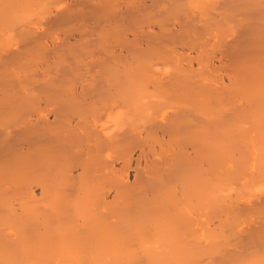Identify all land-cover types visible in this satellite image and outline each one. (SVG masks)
I'll return each instance as SVG.
<instances>
[{
  "label": "rangeland",
  "instance_id": "374dc122",
  "mask_svg": "<svg viewBox=\"0 0 264 264\" xmlns=\"http://www.w3.org/2000/svg\"><path fill=\"white\" fill-rule=\"evenodd\" d=\"M110 1H112V0H110ZM116 1L120 2V3H117ZM116 1H115L116 3H114V2L112 4L110 3L112 5V8L114 7V5L116 6L115 8H113L115 13L112 11V13L114 15L111 13L113 18L110 16L111 19L109 18V20H107V19H105V17H103L104 16L103 10L105 8H107V6H102V7H104V9L101 11L102 13H100V11L98 10L99 14L102 15V19L104 18V21H106V22H103L101 17L97 16L98 14H97L96 8L94 9L91 7V4L94 7H95V5L97 6V4L99 3V2L97 3V1H94L95 4L89 3L90 6H87V4H85L84 6H81L82 2L80 0H43V1L41 0L39 2H37V0H34L35 3H33L32 0H30V1L28 0L27 2L30 5L28 6L27 11H25V13H24L25 15H23L24 17H21L17 21V24L15 23L14 27L12 26L13 28H10L11 31H6V32L0 31V43H1L0 44V99L2 98L0 101V107H3V108H0V110L2 109L0 111V113L4 112L3 114H6L7 112H9L11 114V112L16 113L17 111H21V110L24 111L26 106L28 108L34 107V110L40 111L42 113L41 114L39 112L40 116H41L40 118L43 122H47V123L52 122V124L55 126L54 123L60 122L61 118L63 119L64 114H67L70 110L73 111V109H74L73 106L77 107V106L82 105V104L84 105V103L85 104H87V102L89 103V101L91 99H93L92 97L96 96V94L99 93L98 87L101 84H104L105 82H108V81L114 82L112 77L116 78L117 74H118V77H117L118 79H114V80L119 81V79H121V77L123 78L126 75L123 78L124 80L123 79L120 80V81H124V82L128 81V80L136 81L137 76H139V77L141 76L140 78L138 77L139 79H141V78L143 79V80L141 79V81H144V79L147 81L153 79L154 81H161V82L166 81V83L173 82V80L175 82L176 81L185 82L184 83L185 96H188V94L192 95L189 97L190 101L188 100L189 99L188 97L185 100H187V103L189 104V108L191 105L193 106V111H192V108L189 109L187 107L188 105L187 106L185 105L187 108L185 107L186 109L184 111V113H185V117H184V125H185L184 126V129H185L184 130L185 131L184 132V135H185V137H184V141H185V146H184L185 147L184 148V158H185L184 159V165H185L184 166L185 167V171H184L185 174L184 175H185V178H184V182H185V184L184 185L187 186V187L184 186L185 191H186L185 198H184V208H185L184 218H186V219H184V220H185L186 224L189 222L188 223L189 226L187 225L188 226L187 231H189V234L191 233L190 234L191 236L188 234L187 237H185V240L188 238L185 241L186 247L188 246L187 249H191V248L193 249L194 248V250L200 251L201 254H204L202 257H200L202 260L200 258H199L200 260H197V264H252V261L262 263L261 261H264V257H263L264 256V173H263L264 172V164H262V163H264V145H263L264 143L262 142V144H261V141H259V139H257L258 137L254 136V133L256 131L257 132L261 131V130L258 131V129H262L264 131V128H262V126L264 124H261L262 126H260V122L264 123V108H262V106L258 107L260 105V102H258V101H261V100L258 99L259 95H258L257 91H256L257 96L255 95V93L253 94L255 97L254 99H252L253 95L252 96L249 95V96H251V99L248 98L249 96H247V99H246V97H243V95H242V97H239L241 94L239 95L238 91H236V92L234 91L236 93V96L238 94V96L236 97V96H234V93L231 92L233 90V88L231 89V87H232L231 82L228 83V81L229 80L231 81L233 76L236 75L233 72H231L232 70L234 71L235 68H236V71L238 72L239 68L241 70L242 68L245 67L246 64L250 65L249 63L252 60L254 62L255 61L258 62L260 60L263 61V59H264V0H184L185 3L181 0L180 1L177 0L179 2H175L176 0H160V1L157 0L158 1L157 3H154V0H151V1L150 0H134V1L130 0L129 3L125 2V0L122 2H121V0H116ZM123 2H125V3L123 4ZM151 2L154 3L155 5L152 4ZM38 3H39V5H41L42 3L43 4L40 7H38L39 6ZM83 3H86V2H83ZM102 3L100 2L99 4H102ZM99 4L97 7H99V9H100L101 5H99ZM171 4H174V5L177 4L176 7H179V6L181 7L183 4L185 5V6L183 5L185 8V9L183 8L184 11L181 12V14L183 12H185L184 18H183L184 20H182L181 18H179L181 20L177 19V21L179 20L178 22H180L182 24L181 30L184 32V34L183 33H181V34L184 35L183 40L185 39L183 42V40H181L182 37L179 36L178 40L179 41L181 40L184 45H180V46L176 45L177 43H175V41H174L177 38L175 35L176 34L178 35V31H180V32H182V31L180 29L175 28V27L179 28V26H177L178 22H177V24H175L176 26L175 25L172 26L174 24L173 20H175V17H178L181 14L176 15V14H174V11H173V14H174L173 15L172 11H169V9H170L169 7L172 6ZM8 5H10V8L12 9V11L15 10V12H16L17 7L15 6L14 3L12 4V1L9 0ZM160 5H162V6L159 7ZM168 5H170L169 7H167L168 9H165L164 7H166ZM108 6H110V5H108ZM35 7H36V10H35ZM43 7H44V9H42ZM175 8H174V10H175ZM115 9H117V10H115ZM171 9H172V7H171ZM105 10H106V12H110L111 9L107 8ZM166 10H168V11L166 12ZM178 11H180V10H178ZM79 12H81V13H79ZM170 13H171V15H170ZM178 13H180V12H178ZM26 14H28V15L26 16ZM73 15L75 17H72ZM165 15L168 17V18L167 17L166 18L169 20L164 18ZM172 16H175V17H172ZM182 16L183 15H181L180 17H182ZM144 17H147L146 19L152 20V21L148 20L149 22L152 23L151 26H153V23L155 24L156 19H161L163 17L159 21V23H162L161 21L163 19H166L163 21H165V22L167 21V23H163V24L164 25L170 24V25H168L167 29L169 30V28H170L171 31L169 30L168 32H170L171 34L169 33L168 35H166L170 39L168 40L167 37L165 36L166 39L164 40L162 38V40H164V42L161 40L162 41L161 42L162 45H161L159 43V39L161 37H158L155 40L153 36H150L151 32L149 34H142V35L140 32L138 33L137 30L139 28L137 30H135L137 28V25H136V27H134L135 25H132L134 23L137 24L138 22L132 23V19L134 21H137V19L140 21L141 20L144 21ZM106 18H107V16H106ZM170 20L172 21L173 24L171 23ZM19 22H22V23H19ZM115 22H116V24H115ZM128 22L130 23V25L128 24ZM184 22H185V24H184ZM140 23L144 24L145 22L144 23L140 22ZM156 23H157L156 25H158V20ZM117 24H119V25L116 26ZM120 24H123V25L125 24L124 26L122 25L123 28L127 27L128 29L132 25L135 28V29L134 28L133 29L136 31V33H134V31L130 28L133 31V35L134 34H138V35L140 34L139 36L136 35V37L138 39H136V37L135 38L131 37V38H134L137 40L135 42L139 41L138 43H136V46H135V43H134V45H132L133 43L132 44L130 43L131 42V40H130L131 35H129V33L131 34L132 32L128 33V31L126 32L127 34H125V36L127 37V40L129 39L130 41H127L125 39L126 37L124 38V36H123L124 34L121 37H123L125 39V41H127L131 44V45L127 44V46L129 48H127V49L121 48L120 49V47L118 45L117 46L115 45L116 43L111 42V39L114 40L117 37H115L114 39L112 38V37H114L112 35H110V37H109V35L106 34V33L110 32L108 29H111V28H113V26L114 27L116 26V27H118V29H121L120 33L121 32L125 33V31L128 30V29H126L125 31H122L123 28L120 27L121 26ZM161 25L162 24H159V26H161ZM104 26H106V27H104ZM169 26H172V27H169ZM28 27H30V28H28ZM184 27H185V29H184ZM156 28L157 27H155V29L153 30L154 33H156L158 30H160V29H157V31H156ZM164 28H166V27H164ZM229 28L231 29V31ZM118 29H116V30H118ZM147 29L148 28L146 27V31H147ZM174 29L178 30V31L176 30L177 32L174 31V32H176V34L173 33V31H172ZM100 30L101 31L103 30V32H100ZM116 30H115V32H116ZM139 31H141V30H139ZM148 31H150V30L148 29ZM234 31H235V33H234ZM24 32H26V33H24ZM34 32H35V34H34ZM225 32H226V34H225ZM116 33L119 34V32H116ZM18 34L23 36V38H21V36ZM109 34H111V33H109ZM181 34H179V35H181ZM107 35H108L109 39L107 38ZM145 35L150 36L149 38H151V40H154L153 43H156V44L159 43V44H157V45L154 44L153 46H151L153 43H148V45L149 44H151V45L148 47H147V45L145 46L144 44H147L146 41L144 42V39H146ZM171 35L173 37H175V39L171 38L172 37ZM117 36H119V35H117ZM155 36H162V35L156 33ZM217 36H218V39H217ZM24 37H26V38H24ZM148 40H150V39H148ZM166 40H167V42H165ZM172 40H173V42H171ZM178 40H177V42H178ZM105 41H107L108 43L106 42L105 46H104L102 44ZM133 42H134V40H133ZM148 42H150V41H148ZM168 42H170L173 46H170L169 45L170 43H168ZM182 42H180V44ZM239 42H241V43H239ZM164 43L166 46H163ZM216 45H218V46H216ZM18 47H20V48H18ZM130 47H132V48H130ZM40 49H42V50H40ZM90 51H92V52H90ZM242 54H243V56L240 57V55H242ZM134 55L135 56L137 55L136 60L138 59V61H136L134 59V57H135ZM110 57H112V58H110ZM231 58L233 60H231ZM234 58H236V60H234ZM100 60H103V61H100ZM133 60H135V61H133ZM240 60H242V62L247 61V60H251V61L247 62L245 65H242V64H244V62L240 63L241 62ZM262 61H261V63L260 62L259 63L263 64ZM130 62H131V64H130ZM256 62H255V64H256ZM138 64L140 65V67ZM236 64H237V66H236ZM239 64H241L244 67H242L241 65L239 66ZM260 64L258 65V63H257L256 67L257 68H259V66L261 67L262 65H260ZM113 65L116 68L113 67ZM145 65L148 66V68ZM251 65H253V64H251ZM19 67L23 68V69L21 70ZM253 67H255V66H253ZM109 69L111 71L112 70H114V71H112V73H110L111 71ZM115 69L117 70V72ZM138 69H140V70H138ZM227 69L228 70L230 69V70L227 71ZM23 70L25 72H23ZM108 72H109V74H107ZM120 73L122 74V76L119 77ZM111 74L112 75L116 74V75L112 76ZM105 75H106V77H105ZM142 75L144 77H142ZM11 76H12V79H11ZM108 76L111 79L108 78ZM231 76H232V78L230 79L229 77H231ZM18 77H20V78H18ZM127 77H130V79H128ZM134 77H136V78H134ZM125 78H127V80H125ZM5 80H7L8 82H6ZM21 80H23V81H21ZM101 80H102V82H101ZM9 81L10 82L12 81L11 82L12 84ZM19 82L20 83L22 82V83L20 84ZM25 83L26 84L28 83V84L26 85ZM94 84L97 86H95ZM21 86H22V88H21ZM82 86H83V89H82ZM188 86H189V88H187ZM229 87H230V89H229ZM71 88H72V90H71ZM197 88H199V89H197ZM200 88H202V89L200 90ZM6 89H7V91H6ZM22 89H23V91H21ZM234 89L238 90V86H236V88L234 87ZM93 90H94V92H93ZM95 90H96V92H95ZM24 91H25V93H24ZM37 92H38V94H37ZM187 92H188V94L186 95ZM190 92H194V93H190ZM84 93H86V94H84ZM73 94H74V96H73ZM197 94L200 96H197ZM31 95H32L33 100L30 97ZM216 95H218V96H216ZM230 95H231L232 99H231ZM34 96L36 99L34 98ZM38 96H39V98H37ZM205 96H206V98H205ZM4 97H5L4 101H6V102H3ZM84 97L86 98V101H85ZM192 97H193L194 101H193ZM217 97L220 98V99H218L219 101L217 100ZM228 97H230V98H228ZM72 98H73V100H72ZM11 99H12V101H11ZM200 99H202L201 101H202L203 105L201 104ZM7 100H8V102H7ZM35 100H38L39 103ZM26 101H28V103H29V101H31V102L27 105ZM68 101L71 103V105L73 103V105L71 106ZM78 101H79V103H78ZM210 101H211V103H209ZM190 102H191V104H190ZM3 103L6 105L1 106V105H3ZM8 103L9 104L11 103L12 106H11V104L9 105ZM16 103H18V104H16ZM33 103H34V105H33ZM67 103L69 104L68 106H66ZM75 103H76V105H75ZM187 103L185 101V104H187ZM208 103H209V105H208ZM255 103H258L259 105L255 104ZM261 103H262V101H261ZM196 104H198V105H196ZM226 104H228L229 106ZM232 104H233V106H232ZM263 104H264V102H263ZM13 105H15V106H13ZM20 105H21V108L24 107L23 108L24 110L20 109ZM60 105L62 107H60ZM199 105H202V106L207 105V106H206V109L204 107H201V109H200ZM223 105L225 106V108ZM253 105L256 107H254ZM56 106H58V107H56ZM65 106H66V108H64ZM36 107H37V109H35ZM229 107H230V109H229ZM11 108H12V110H11ZM210 108H211V111H210ZM68 109H70V110H68ZM197 109L200 111L203 110V112L201 113L203 116H208V115H211V114L216 113V112L219 113L221 111V113H219V115L222 118L220 117L219 118L220 120L217 119V121L214 119L215 120L214 122L209 121V119L208 120L204 119V118H208V117H203V119H202V116L198 113L199 111ZM262 109H263V112L261 111ZM44 110H45V112H44ZM228 110H230V111H228ZM207 111L209 112V114ZM240 111L243 115H239L241 113H239V114L237 113ZM246 112H247V114L244 115ZM9 113H7V114H9ZM52 113H53V115H52ZM61 114H62V116L60 118L59 115H61ZM196 114H197V116H196ZM248 114H249V117H248ZM54 115H56L57 119H56V117H54ZM222 115H224V117ZM42 116H43V118H42ZM213 116H214V114H213ZM215 116H217V115H215ZM44 117H46V118H44ZM210 117L211 116H209V118ZM227 117H229V118H227ZM237 117H240L239 118L240 123H238L239 119L237 120ZM245 117H247L249 120ZM241 118H243V119L245 118L244 121L247 120L248 122H242ZM55 119L58 122H56ZM61 121H62V122H60L61 124L60 123H59L60 125L56 124V126L62 127L63 126V120H61ZM202 121L205 123H203ZM233 121L236 124L232 123ZM255 121L256 122L258 121L259 125L257 123H254ZM41 122H40V124H41ZM210 122L215 123V125L213 124V126H215L217 129L215 127H213L211 125L212 123H210ZM217 122H219V123H217ZM230 122L232 125L230 124ZM216 123H217V125H216ZM220 123H222V124H220ZM252 123H253V125H252ZM228 124L231 125L232 128L234 126L233 124H235L238 127L240 126L241 130L239 129L240 130L239 135H238L237 131L235 132V130L236 129L238 130V128L236 126H234V128H235V130H234L230 126H227ZM109 125L110 124H108V126ZM252 126H255V127H252ZM258 126L261 128H259ZM112 128L113 127L111 126L110 127V129L112 130V131L110 130L111 133L116 135V136H119L117 143L122 142V140L120 138H123L122 135H124V134H123L122 129L124 127H121L119 129L116 128L115 130H114V128L113 129ZM202 128H204L205 130L203 131ZM223 129L224 130L228 129L227 130L228 132L225 131L222 133L221 131H223ZM75 130H78V129L75 128ZM123 130H125L124 132L126 133L125 134L126 136L127 135L131 136V134H132L133 138H137L138 137L137 135L140 133V131H138V129L135 131H131L129 129L124 128ZM119 131H121V133ZM72 132H74V129H72ZM194 132H196V133H194ZM257 132L255 134L258 135ZM74 133H76V131ZM74 133L72 134L73 136L75 135ZM107 133H109V127L107 130ZM20 134L18 135V133H16V136L19 138H17L14 134V136L17 139L13 140V136L10 139H8V141L10 140L11 143L10 142H9L10 144L4 143L2 146H4V145H7V146H4V148L1 146L2 147V148L0 147L1 151H3L2 149L7 150V148H9L10 149L9 151H11L14 147H16L17 142L19 140L21 141L20 138L22 136V133L20 132ZM42 134L45 136L44 131ZM117 134H119V135H117ZM133 134H135V135H133ZM155 134H156L155 137L156 136L158 137V138H155V142H156V144L159 145L160 142H158V141L159 140L161 141V135L159 136V134H160L159 132L158 133L156 132ZM76 135L78 136V131H77ZM142 135H143L142 133H141V135L139 134V136L141 138L143 137ZM38 136L40 137V134L37 135V138H36V135L32 136V138L34 137L37 140L39 138ZM132 136H131V138H132ZM210 136H211V138H209ZM193 138H195V139H193ZM46 139H48V138H44L43 140H42V138L41 139L39 138V140H41V142L38 140L37 141L33 140V143L37 142L36 144H43L46 142ZM157 139H158V141H157ZM244 139H246V140H244ZM162 140H165V137H163ZM193 140H196V141H193ZM13 141H15L16 143L15 142L12 143ZM201 141H202V143H201ZM148 142H149V140L147 139L143 143V146L146 147V149L144 150V153L147 149L151 150L149 148V145H148L150 143H148ZM150 142L152 144V145L150 144L151 147L152 146L154 147L155 143L152 142V138L150 139ZM206 142H207V145H205ZM213 142H215V143H213ZM123 143H124V140H123ZM211 143H212V145H211ZM156 144L154 147L155 149L158 146ZM218 145H219V147H218ZM210 146H211V148H210ZM63 147H65V146H63ZM66 147H67V145H66ZM207 147H209V148H207ZM59 148L61 149L62 147H59ZM67 148H66V152L68 154ZM68 149H69V151H72V150H70V148H68ZM9 151H6V152L8 153ZM57 151H58V148H57ZM133 151H135V152H133ZM63 152H65V151L63 150ZM131 152H133V153L130 157H132L134 159L136 157V155L138 154L137 153L138 150L136 148H133ZM131 152H130V154H131ZM4 153L5 152H2V154L0 153L1 156H3V157H1V156L0 157L2 159H4V158L7 159L4 155ZM7 153H5V154H7ZM59 153H62V151H60ZM148 153L150 154V151H148L147 154ZM65 154L66 153H64V155ZM71 154H73V153L71 152ZM71 154L69 156L70 158H71ZM102 154H105V152H103ZM134 154H136L135 157H134ZM212 154H214V155H212ZM201 155H203V156H201ZM146 156H141L139 159L135 158L136 160L138 159L139 161H132V163L130 162L131 164L130 163L126 164L127 167L125 165L124 168L122 169L123 174H121V172H119V170L121 169L120 167H122L120 159L117 160L116 156L114 157V155H113L114 158L110 157V155H109V157L106 156L107 158L105 157V159H104V161L107 162L106 163L107 165L110 164V166H113V168H115V167L117 168L116 171L118 170L117 172L119 173V174L117 173V175H119L122 178V181L124 182L123 186L127 190H130V192H133V194H132L133 196L136 195L137 197H140V199H142V197H145V196H142V192L146 195V197L148 196V198H150L151 196H149V193L151 195L152 192H154V190L156 189V187H153L155 182L151 178V176L149 175L148 171H149V169H151V166H150L151 161H149V159L150 160L152 159V162L155 163V161L158 159V156L156 157V155H154L153 158L150 156H147V157ZM210 156L212 159L211 158L209 159ZM81 157L82 158L80 160H83L84 156H81ZM1 158H0V164L2 165L1 162H3V160ZM143 159L144 160L146 159L147 162L148 163L150 162V163L148 164L146 162V160L144 161ZM262 159H263V161H262ZM119 162H120V164H119ZM76 163H78V161H76ZM156 163H158V162L156 161ZM118 166H120V167H118ZM210 168H212V169H210ZM136 170H138V171H136ZM210 170L212 172L214 171L213 174ZM73 172L71 174H73V176H74V180H73L74 182L73 183H75V181L77 179H76L75 171H73ZM215 172H216V174H215ZM146 175L148 176V178L150 180L147 179ZM215 175H216V178H217V176H219L221 178L218 177L216 179L214 177ZM220 175H222V176H220ZM140 177L143 179L141 180ZM197 178H199V180L201 179L200 181L198 180L200 182L199 185H196L197 181L194 180ZM192 181H194V182H192ZM201 181H203V182H201ZM76 183H77V181H76ZM142 183H144V184H142ZM75 184H74V188L76 186ZM131 184H133V185H131ZM139 184H140V186H139ZM207 184H209V185H207ZM190 185H193V186H190ZM200 185H203V186H201L202 188L198 187ZM205 186H207V188ZM189 187H191L193 190ZM31 189L32 188H30L28 190L29 193L27 192L28 197L29 196L32 197L34 195L33 197L35 200L37 199L36 202L37 201L39 202L41 209L44 205L46 207H48L47 205H48L49 199L47 200L46 197L49 198V195L45 196V195L37 194L35 192V190H33V189L31 190ZM143 189H148V190H143ZM151 189H152V191H151ZM200 189L201 190L203 189V190L201 191ZM211 191L212 192L215 191V192L212 193ZM191 192H193V193H191ZM199 192L201 194H199ZM153 194H155V193H153ZM15 195H20L22 200L25 201L27 199V201H28L26 194L25 195L15 194ZM15 195H13V196L15 197ZM194 195L195 196L200 195V196H198L199 197L198 198L197 196L195 197ZM20 196H16V197L18 198ZM136 196H135V198H137ZM208 196H210L209 198L213 197L214 200H216V202L218 204V209H220L219 208L220 204L222 206L221 207L222 209H220L219 211H217V213L212 215V218H211V215L210 216L208 215V217H207V215L204 214L205 211L203 212L204 209L200 208L199 204H197L199 206L194 205L195 208H192V206L189 207L191 205V204L189 205V201H190L189 199H192L193 197H195L197 199H195L194 201H196L200 198H201L200 201H203ZM16 197H15V199H16ZM31 197H29L28 202H30V200L33 201V198H31ZM203 197H204V199H203ZM148 198H146V199H148ZM213 198H211V200ZM44 199H46V200H44ZM146 199L143 198V201H147ZM17 200H20V198L13 201L12 202L13 205L15 203H17ZM186 200L187 201L189 200V201L187 202ZM42 203H43V206L41 207ZM190 203H191V201H190ZM196 203L197 202H195V204ZM213 203L216 204L214 201H213ZM34 204H36V203H34ZM36 207H37V205H36ZM46 207H45V209H46ZM15 208H16V206H15ZM17 208H18V206H17ZM2 210H3V208L0 210V213L4 214V213H2ZM190 210H192V212ZM225 210H227V211H225ZM202 214L205 216H203ZM226 215L228 216V218L230 217L229 221L235 225L232 226V228L230 229L231 231L228 232L226 230H223V233H221V232L219 233V231H221V229H220L221 227H219L220 224L217 221H222L223 219H225L224 216H226ZM69 216H70L69 218H71V215H69ZM1 217H3V216L0 215V218ZM62 218H66V217L62 216V217L58 218V220L61 221V223H62V221L64 222V220L67 219L66 218L63 220ZM69 218H68V220H71ZM72 219H73V216H72ZM71 222L72 221H69V223H71ZM211 223H213V224H211ZM59 224H60V222H59ZM68 224H66V226ZM71 224H74V222ZM66 226L61 227V228L64 229ZM216 226L218 227V229ZM7 228L9 229L10 227H7ZM7 228L5 227V229H4V228L0 227V233H2L4 236L8 237L9 239H7V240L9 241L12 238L13 234L10 236V232L6 233ZM234 228H235V230H234ZM204 229L206 231H203ZM13 230H14V228H13ZM15 230H16V227H15ZM15 230H14V232L12 231L11 233H15ZM9 231H11V229ZM29 231H27V232H29ZM187 231H185V232L188 233ZM209 235L211 237L212 236H214V237L211 238ZM78 237H79L78 239L82 238V236L80 237V235ZM11 241H12L11 243H13L15 241V239L11 240ZM132 243L135 244V242H132ZM132 243H128L126 245L130 246V251L133 250L132 252H130V254L132 253L133 257H131V258H133L134 264H137V263L146 264L147 259L143 256V254L141 253L142 251L140 252V250L142 249V247L147 248L146 245H148V244H146V245L142 244L143 246L140 245L138 248L136 245L133 246ZM148 243H149V241H148ZM151 244L152 243L150 242V247H148V248H151ZM219 244H220V246H219ZM189 247H191V248H189ZM133 248H136V249L134 250ZM216 248L217 249L220 248V249H218V251H215V250H217ZM135 252H137V253H135ZM138 253H140V254H138ZM134 254H136L137 256ZM149 254L152 255V253H149ZM149 254H147L146 257ZM207 254H209V255H207ZM254 264H256V263H254Z\"/></svg>",
  "mask_w": 264,
  "mask_h": 264
},
{
  "label": "bare ground",
  "instance_id": "6f19581e",
  "mask_svg": "<svg viewBox=\"0 0 264 264\" xmlns=\"http://www.w3.org/2000/svg\"><path fill=\"white\" fill-rule=\"evenodd\" d=\"M8 1L9 0H0V31H5V32L11 31L10 28H13L15 23L17 24V21L21 17H24L23 15H25L24 13H25V11H27L28 6L30 5L27 2L28 0H10V1H12V4L14 3L15 6L17 7L16 12H15V10L12 11V9L10 8V5H8ZM32 1H33V3L36 2V1L34 2V0H32ZM39 1H41V0H39ZM39 1L37 0V2H39ZM80 1L82 2L81 6H84L85 4H87V6H90L89 3L95 4L94 1H97V3L103 2L102 4L98 3L99 5H101V7H100L101 10L99 9V7H97L98 4H97V6L95 5V7L91 4V7L94 9L96 8V11L98 14L97 16L98 17L100 16L102 19V15L99 14L98 10L100 11V13H102L101 11L104 9V7H102V6H107V8L111 9V10H110V12H106L105 9H107V8H105L103 10L104 11L103 17H105V19H107V20H109V18L111 19V17L113 18L111 13H112V11L114 12L113 8H115L116 6L114 5V7L112 8L111 4L113 2L116 3L117 2L116 0H115L116 2L114 0H112V1H110V0H89L90 2L88 0H80ZM122 1H124V0H121V2ZM158 1H160V0H158ZM158 1L154 0V3H157ZM179 1L176 0L175 2H179ZM181 1L184 2V0H181ZM83 2H86V3H83ZM125 2L129 3L130 0H125ZM125 2H123V4ZM117 3H120V2H117ZM154 3H152V4H154ZM107 4L110 6H108ZM38 5H39V3H38ZM41 5H39L38 7H40ZM171 5H172L171 6L172 9H171V7H169L170 5H168L164 8L168 9L167 7H169L170 8L169 11H172V14H173V11H174V14H176V15L181 14V12L184 11V9H185L184 4H183L184 6L182 5L183 7L182 6L176 7L177 4H175V5L171 4ZM161 6L162 5H160L159 7H161ZM174 8H175V10H174ZM42 9H44V7ZM35 10H36V7H35ZM115 10H117V9H115ZM178 10H180V11H178ZM167 11L168 10H166V12ZM178 12H180V13H178ZM79 13H81V12H79ZM184 13L185 12H183L181 14V15H183L182 17H180L181 15L178 17H175L176 15L172 16V17H175V20H173L174 24L171 21L173 18L170 20L171 23L173 24V25L172 24L171 25L174 26L175 24H177V22L179 20H181V19L184 20L183 19ZM27 15L28 14H26V16ZM170 15H171V13H170ZM106 16H107V18H106ZM72 17H75V16L73 15ZM147 17H144V21H142V20L140 21L138 19H137V21H134L132 19V23L138 22L139 24L138 23L132 24V25H135L134 27H136V25H137L136 29L132 25L130 26V28L134 31V33H136L135 30H137L139 28L137 30V32L138 33L140 32L141 35L142 34H149L151 32L150 36H153L155 40H156V38L161 37L159 39V43L162 45L161 42L162 41L164 42V40L167 37L166 35H168L170 33V32H168L170 30V28H169V30L167 29L168 25H170V24H167V25L165 24L166 26L163 24V23H167V21L165 22L163 20H166L168 17L165 15L164 18H166V17L167 18L163 19L161 21L162 23H159V21L163 17L161 19H156L155 24L153 23V26H151L152 23L149 22L152 20L146 19ZM179 18H181V19H179ZM177 19H179V20L177 21ZM157 20H158V25H156ZM167 20H169V19H167ZM102 21L106 22V21H104V18L102 19ZM139 21L142 23H144V22L145 23L141 24ZM19 23H22V22H19ZM115 24H116V22H115ZM128 24L130 25L129 22H128ZM159 24H162V25L159 26ZM184 24H185V22H184ZM118 25L119 24H117L116 26H118ZM120 25H121L120 27L123 28V26L125 24L124 25L120 24ZM181 25L182 24L180 22H178L177 26H179V28L178 27H175V28L181 30L182 29ZM172 26H169V27H172ZM104 27H106V26H104ZM115 27L113 26V28L108 29L110 31L109 33H111V34L106 33L109 35V37H110V35L114 36V37H112L113 39L115 37H117L114 39L115 41L110 38L111 42L116 43L115 45L116 46L118 45L120 47V49L121 48L127 49V48H129L127 46V44L131 45L132 43H133L132 45H134V43H135V46H136V43L139 42V41L135 42V41H137L136 39H138L136 37V35H138V34H134L135 35L134 36L133 31L130 28L128 29L127 27L122 29V31H125L126 29H128L125 31V33L124 32L120 33L121 29H118V27H116V28ZM146 27L150 31H148V29L146 31ZM155 27H157L156 31H157V29H160L156 33H158L162 36H155L156 33L153 32ZM164 27H166V28H164ZM28 28H30V27H28ZM116 29H118V30H116ZM177 29L172 30L173 33L176 34V32L178 31ZM184 29H185V27H184ZM115 30H116V32H119V34L116 33ZM139 30H141V31L143 30V31L141 32ZM127 31H128V33L132 32L131 34L129 33V35H131L130 38L136 37V39H134V38L130 39L131 44L129 42H127L130 40L129 39L127 40V37L125 36V34H127L126 33ZM174 31H176V32H174ZM230 31H231V29H230ZM100 32H103V30L102 31L100 30ZM24 33H26V32H24ZM181 33L184 34L183 31L182 32L178 31V35L177 34L175 35L177 37L176 39H175V37H173L171 35L172 36L171 38L175 39L174 41H175V43H177L176 45H179V46L184 45L183 42L185 40V39L183 40L184 35ZM234 33H235V31H234ZM34 34H35V32H34ZM179 34H181V35H179ZM225 34H226V32H225ZM18 35H20V34H18ZM108 35H107V38H108ZM117 35H119V36H117ZM122 35L124 36V38L126 37L125 39L127 41H125V39L123 37H121ZM147 36L148 35H145L146 39L148 38L150 40L144 39V42L145 41L147 42V44H144V45L145 46L147 45V47H148L151 45V44L148 45V43H153L154 40H151V38H149L150 36H148V37ZM179 36L182 37L181 40H183V42L181 40L180 41L178 40ZM21 38H23V36H21ZM24 38H26V37H24ZM162 38L164 40H162ZM167 39L169 40L170 38L167 37ZM217 39H218V36H217ZM133 40H134V42H133ZM177 40H178V42H177ZM148 41H150V42H148ZM106 42L107 41H105L102 45L105 46ZM165 42H167V40ZM171 42H173V40ZM180 42H182V43L180 44ZM159 43H157V44H159ZM168 43H170V42H168ZM239 43H241V42H239ZM154 44L157 45L156 43H153L151 46H153ZM169 45L173 46L171 43ZM163 46H166L165 43ZM216 46H218V45H216ZM18 48H20V47H18ZM130 48H132V47H130ZM40 50H42V49H40ZM90 52H92V51H90ZM136 56L134 57L135 60L137 58ZM241 56H243V54L240 55V57ZM110 58H112V57H110ZM135 60H133V61H135ZM231 60H233V59L231 58ZM234 60H236V58H234ZM100 61H103V60H100ZM136 61H138V59ZM240 61H241L240 63L244 62V64H242V65H245L247 62H250L251 60H247V61H243V62H242V60H240ZM261 61L262 60H260L258 62L255 61L256 62V64H255V62L252 60L249 63L250 65L246 64L245 67L242 66L241 64H239V66L241 65L244 68H242L241 70L239 68L238 72L236 71V68L234 71L232 70L231 72H233L236 75H234L235 77L233 76V78H232V76L229 77L230 79L232 78V80L231 81L229 80L228 83L231 82V86H232L231 89L233 88V90L231 92L234 93V96H236V93H235L236 91H238L239 95L241 94L239 97H242V95H243V97H246V99H247V96H249V95L252 96L254 93L256 95L258 93V95H259L258 99H260L262 101V103H261V101H258V102H260V105L258 103H255V104H258L259 105L258 107L262 106V108H264L263 107L264 106V104H263V102H264V59L262 61L263 64H260ZM257 63H258V65L260 64L262 66L261 67L259 66V68H257L256 67ZM130 64H131V62H130ZM251 64H253V65H251ZM236 66H237V64H236ZM253 66H255V67H253ZM113 67H115V66L113 65ZM139 67H140V65H139ZM146 67L148 68V66H146ZM20 69L22 70L23 68H20ZM138 70H140V69H138ZM229 70L227 69V71H229ZM112 71H114V70H112ZM112 71L110 73H112ZM23 72H25V71L23 70ZM116 72H117V70H116ZM107 74H109V72ZM106 75H105V77H106ZM115 75L113 74L112 76H115ZM120 76H122L121 73L119 74V77ZM117 77H118V74H117L116 78L112 77L114 82H112V81L111 82L110 81L105 82L104 81L105 83L103 82L104 84H101L98 87L99 93H97L96 96H94V97L91 96L93 99H91L92 101L90 100L89 103L87 102V104L84 103V105L82 104V105H79L77 107L73 106L74 107L73 111L68 109V110H70L69 111L70 113L66 112L67 114L63 115V119L61 118L62 114L59 115L61 120H63V126L62 127L56 126V124L58 125L60 122H62L61 120H60V122H58L56 120L57 119L56 115H54V117H56L55 120L58 123H54L55 126L52 124V122L51 123L43 122L40 118L41 112L34 110V107L28 108L26 106V108L24 110L23 109L24 107L21 108V105H20V109H23L24 111H22V110L17 111L16 110L17 111L16 113L11 112V114L9 112H7L9 114H7V113L3 114L4 112L0 113V147L4 143L5 144H7L9 142L11 143V141L10 140L8 141V139H10L12 136H13V140L19 138L16 136V133H18V135L20 134V132L22 133V136L20 138L21 141L19 140L20 141L19 142L17 140L19 143L17 142L16 147H14L11 151H9L10 150L9 148H7V150L2 149L3 151H1V149H0L1 154H2V152L7 153L6 151H9L7 154L4 153L5 157L7 158V159L4 158L5 160L1 158L3 156H1V154H0V156H1L0 158L3 160V162H1L2 165L0 164L1 165L0 166V208L1 209L3 208V210H4V211L2 210V213H4V214L0 213V215L3 216L0 218V227H2L4 229H5V227L6 228L10 227L9 229L7 228L8 230L6 229V233L10 232V236L13 234L12 238L8 241L7 239H9V238L4 236L2 233H0V264H134V262H133L134 260H133V258H131V257H133L132 253L130 254V252H132L133 250L130 251V246L126 245V244L132 243V242H135V244L132 243V245L133 246L136 245L138 248L142 244L143 245L148 244V245H146L147 248L142 247V249L140 250V252L142 251L141 253L143 254V256L147 259L146 264H197V260H200L201 259L200 257H202L204 255V254H201L200 251L194 250V248L192 249L191 247H189L191 249H187L188 246L186 247V244H185V241L188 239L187 238L185 240V237H187V235L189 234V231H187V227L189 226L188 225L189 222L187 221L188 223L186 224L185 220H184V219H186V218H184V211H185L184 198H185V193H186L185 187H187L184 185L185 184V182H184V178H185V175H184L185 174V172H184L185 171V167H184L185 166L184 165V159H185L184 158V148H185L184 147L185 146L184 117H185V113H184V111L187 107L189 108V104L187 103V100H185V99L187 97L189 98L192 95H189L187 92L186 95L188 94V96H185V92H184V88H185L184 83L185 82H182V81H180V82L176 81L175 82L173 80V82L168 81L169 83H166V81L165 82L154 81L153 79H152L153 81L152 80L147 81L145 79H144V81H141L142 78L139 79L141 76L140 77L137 76V78L139 77L138 79L136 77H134V78H136V81L128 80V81L124 82V81H120L124 77L123 78L121 77V79H119V81L114 80V79H118ZM142 77H144V76L142 75ZM18 78H20V77H18ZM108 78H110V77L108 76ZM127 78L130 79V77H127ZM127 78H125V80H127ZM11 79H12V76H11ZM5 81L8 82L7 80H5ZM21 81H23V80H21ZM101 82H102V80H101ZM95 86H97V85H95ZM236 86H238V90L234 89V87L236 88ZM21 88H22V86H21ZM187 88H189V86ZM82 89H83V86H82ZM197 89H199V88H197ZM201 89L202 88H200V90ZM229 89H230V87H229ZM71 90H72V88H71ZM6 91H7V89H6ZM21 91H23V89ZM256 91H257V93H256ZM93 92H94V90H93ZM95 92H96V90H95ZM24 93H25V91H24ZM190 93H194V92H190ZM37 94H38V92H37ZM84 94H86V93H84ZM39 96L37 98H39ZM73 96H74V94H73ZM197 96H200V95L197 94ZM216 96H218V95H216ZM237 96H238V94H237ZM251 96H249L248 98L251 99ZM30 97L32 98V95ZM230 97H231V95H230ZM230 97H228V98H230ZM34 98H35V96H34ZM205 98H206V96H205ZM254 98L255 97L253 95L252 99H254ZM1 99H0V101H1ZM4 99H5V97L3 98V102H6V101H4ZM192 99H193V97H192ZM218 99H220V98L217 97V100ZM231 99H232V97H231ZM32 100H33V98H32ZM72 100H73V98H72ZM188 100L190 101V98ZM201 100L202 99H200V102L202 104ZM11 101H12V99H11ZM35 101H37L39 103L38 100H35ZM85 101H86V98H85ZM185 101L187 104H185ZM193 101H194V99H193ZM7 102H8V100H7ZM26 102L28 105L31 101H29V103H28V101H26ZM191 102H190V104H191ZM18 103H16V104H18ZM78 103H79V101H78ZM209 103H211V101ZM209 103H208V105H209ZM69 104L71 105L70 102H69ZM69 104L67 103L66 106H68ZM4 105H6V104L3 103V105H1V106H4ZM33 105H34V103H33ZM72 105H73V103H72ZM75 105H76V103H75ZM185 105L186 106L188 105V106L186 107ZM196 105H198V104H196ZM202 105H199L200 109H201V107H204L206 109L207 105L206 106L205 105L202 106ZM226 105H228V104H226ZM11 106H12V104H11ZM13 106H15V105H13ZM58 106H56V107H58ZM66 106L64 108H66ZM232 106H233V104H232ZM37 107L35 109H37ZM60 107H62V106L60 105ZM254 107H256V106H254ZM0 108H3V107H0ZM190 108H192V111H193L192 105L190 106ZM224 108H225V106H224ZM229 109H230V107H229ZM11 110H12V108H11ZM198 111H199L198 113L202 116V119H203V117H208V118H204V119H206V120L209 119V121L214 122L215 120L217 121V119H219L221 117L219 115V113H221V111L219 113L218 112L213 113L214 116H213V114L208 115L209 114L208 111H207L208 116H203L201 114L203 112V110H201V111L198 110ZM210 111H211V108H210ZM228 111H230V110H228ZM261 111L263 112V109ZM44 112H45V110H44ZM237 113L239 114V113H241V111L237 112ZM246 114H247V112L244 115H246ZM52 115H53V113H52ZM215 115H217V116H215ZM239 115H243V114L241 113ZM196 116H197V114H196ZM209 116H211V117L209 118ZM222 116L224 117V115H222ZM248 117H249V114H248ZM42 118H43V116H42ZM44 118H46V117H44ZM227 118H229V117H227ZM239 118L240 117H237V120ZM245 118H247V117H245ZM244 119L241 118L242 122H248L247 120L244 121ZM40 122H41V124H40ZM213 122H210V123H212L211 124L212 126H213V124L215 125V123H213ZM219 122H217V123H219ZM107 123L110 124L114 128V130L116 128L119 129L121 127H124L125 129H129L131 131H135L138 129V131H140L139 134L141 135V133H142L143 137L141 138L138 134L137 138H133L131 133L130 134H131L132 138H131V136H128V135L126 136L125 135L126 133L124 132L125 130H123L124 129L123 128L122 131L126 137L124 135H122L124 139L120 138L122 140V142L117 143L119 136H116V135L111 133V131H112L110 129L111 126L110 125L108 126ZM203 123H205V122H203ZM217 123H216V125H217ZM232 123H235V122L233 121ZM238 123H240V119H239ZM254 123H257L259 125L258 121L257 122L255 121ZM220 124H222V123H220ZM230 124H231V122H230ZM235 124H233V125L236 126ZM261 124H264V123L260 122V126H262ZM231 125L228 124L227 126H230L232 128ZM252 125H253V123H252ZM234 126L232 129L235 130ZM108 127H109V133H107ZM213 127H215V126H213ZM236 127L238 128V130L236 129L235 132L237 131V133L239 135V131L241 130L240 126L239 127L236 126ZM252 127H255V126H252ZM75 128L78 130H75ZM259 128H261V127H259ZM262 128H264V125L262 126ZM72 129H74V132L76 131V133L78 131V136L76 135V133L72 132ZM39 130L40 131L42 130V131L40 132ZM202 130L204 131L205 129L202 128ZM227 130L223 129V131H221V132L223 133ZM43 131H44L46 137L42 134ZM258 131H260V132L256 131L258 133V135L255 134L256 133L255 132L254 136L258 137L257 139H259V141H261V144H262V142L264 143V131L262 129H258ZM119 132L121 133V131H119ZM156 132L160 133L159 136L161 135V141L160 140L158 141V139H157V141L160 142L159 145L156 144V142H155V138H158L157 136L155 137ZM73 133L75 134L74 136L72 135ZM194 133H196V132H194ZM14 134L17 138L14 136ZM39 134H40V137L39 136L38 137L40 139L42 138V140L44 138H48V139H46L45 143H43V144H36L37 142L33 143V140H35V141L38 140L41 142V140H39V138L37 140L34 137L32 138V136H35V135L37 138V135H39ZM117 135H119V134H117ZM133 135H135V134H133ZM163 137H165V140H162ZM151 138H152V142L155 143L156 145H158L156 147V149L154 148L155 144H154V147L153 146L151 147V145H152L150 142ZM209 138H211V136ZM147 139L149 140L148 143L151 144V145L148 144L149 148L151 150L147 149L144 153V150L146 149V147L143 146V143ZM193 139H195V138H193ZM123 140H124V143H123ZM244 140H246V139H244ZM193 141H196V140H193ZM14 142L15 141H13L12 143H14ZM201 143H202V141H201ZM213 143H215V142H213ZM62 145L65 147H63ZM66 145L72 151H69V149L66 147ZM205 145H207V142ZM211 145H212V143H211ZM4 146H7V145H4ZM4 146H2V147L4 148ZM59 147H62V148L60 149ZM218 147H219V145H218ZM57 148H58V151L59 152L62 151V153H59L57 151ZM66 148H67L68 154L66 152ZM133 148H136L138 150V152H137L138 154L137 155L134 154V157L136 155L135 158H138V159L141 156H146V155L150 156L152 158L154 155H156V157L158 156V159L156 160L158 163H156V161H155L156 164L152 162V159L151 160L149 159V161H151V163L149 162L151 169H149L148 172H149V175L151 176V178L155 182V184L153 183L155 185V186L153 185V187H156V189L154 188L155 189L154 192H152V194L153 193H155V194L150 195V193H149V196H151L150 198H148V196L146 197V195L143 192H142V196H145V197H142V199H140V197H137L135 195L137 197V198H135V196L132 195L133 192H130V190H127L123 186L124 182L122 181V178L119 175H117V173H118L117 172L118 170L116 171L117 168L116 167L113 168V166H110V164H108L109 165L108 166L106 164L107 162L104 161L106 156L107 157H109V155H110V157H113V155H114V157L116 156L117 160L118 159L121 160L120 162H121L122 167H120V166H118V167L121 168L120 169L121 171L119 170V172H121V174H123L122 169L124 168V166L126 164H129L130 162L132 163V161H139L138 159L136 160L135 158L133 159L132 157H130L132 155V153L135 152V151L131 152ZM207 148H209V147H207ZM210 148H211V146H210ZM62 149L65 152H63ZM148 151H150V154L149 153L147 154ZM71 152L73 154H71ZM103 152H105L106 155L102 154ZM130 152H131V154H130ZM64 153H66V154L64 155ZM70 154H71V158L69 157ZM214 154H212V155H214ZM81 156H84L83 160H80L82 158ZM201 156H203V155H201ZM210 158H211V156L209 157V159ZM76 161H78V163H76ZM262 161H263V159H262ZM120 162H119V164H120ZM146 162H147V160H146ZM262 164H264V163H262ZM126 167H127V165H126ZM210 169H212V168H210ZM73 171H75V174H76V179H77L76 180L77 183L75 181L76 184L73 183L74 182L73 181L74 176H73V174H71ZM136 171H138V170H136ZM213 172H212V174H213ZM215 174H216V172H215ZM220 176H222V175H220ZM214 177L216 178V175ZM218 177L219 176H217V178ZM219 178H221V177H219ZM142 179L143 178H141V180ZM147 179H149L148 176H147ZM194 180H196L198 183V184L196 183V185L200 184L199 181L201 179L199 180V178H197ZM192 182H194V181H192ZM201 182H203V181H201ZM74 184L76 185L75 188H74ZM142 184H144V183H142ZM131 185H133V184H131ZM203 185H200L198 187L202 188L201 186H203ZM207 185H209V184H207ZM139 186H140V184H139ZM190 186H193V185H190ZM205 187L207 188V186H205ZM30 188L35 190V192L37 194H41V195H45V196L49 195V198L46 197L47 200L49 199L48 205H47L48 207H46L45 205L43 206V203H42L41 207L43 206L44 208L42 207V209H41L39 202L38 201H37L38 203L36 202L37 199L36 200L34 199V197H33L34 195L32 197L29 196V197L33 198V201L30 200V202H28L29 201L28 190ZM189 188H191V187H189ZM143 190H148V189H143ZM151 191H152V189H151ZM213 192H215V191H213ZM191 193H193V192H191ZM15 194H23V195L26 194L28 201H27V199L25 201L22 200L20 195H15ZM199 194H201V193L199 192ZM13 195H15V197L20 196V197H18V198H20V200H17V203H15L14 205L12 202L18 198L16 197V199H15V197ZM198 196H200V195H198ZM195 197H193L192 199H189L191 201V203L188 200L189 205L191 204L189 207L192 206V208H195L194 205H196V206L200 205L199 207L204 209L203 212L205 211L204 214H206L207 217H208V215L209 216L211 215V218H212V215H214L215 213H217V211L222 209L221 204L219 205L220 209H218V204H217L216 200H214L213 197H211V198H213L212 200H211V198H209L210 196H208L207 198L205 197L206 199H204V197H203V199H204L203 201H200L201 198L194 201L195 199H197ZM143 198L144 199L148 198V199H146L147 201H143ZM46 199H44V200H46ZM213 201L216 204H214ZM195 202H197V203L195 204ZM34 203H36V204H34ZM197 204H199V205H197ZM36 205H37V207H36ZM15 206H16V208H15ZM17 206H18V208H17ZM45 207H46V209H45ZM190 211L192 212V210H190ZM225 211H227V210H225ZM69 215H71V218H69L70 217ZM62 216L67 218V219L62 218L63 220L64 219L67 220V221L64 220L65 223L63 221L61 223V221L58 220V218H60ZM72 216H73V219H72ZM203 216H205V215H203ZM224 217H225V219H223L222 221H217L220 224L219 227H221L220 228L221 231H219V233L220 232L223 233V230H226L229 232V231H231L230 229L232 228V226L235 225L229 221L230 217L228 218L227 215ZM68 218L71 220H68ZM58 221L60 222V224ZM69 221H72L71 223L74 222V224L69 223ZM66 224H68V225L66 226ZM211 224H213V223H211ZM64 226H66L64 229L61 228ZM12 227L14 228V230L16 227L15 233H11L12 231L14 232ZM10 229H11V231H9ZM217 229H218V227H217ZM234 230H235V228H234ZM27 231H29V232H27ZM185 231H187L188 233H186ZM203 231H206V230L204 229ZM79 235H80V237L82 236V238L78 239ZM212 237H214V236H212ZM13 238L15 239V241L13 243H11L12 242L11 240H14ZM148 241H149V243H148ZM150 242L152 243L151 244L152 249L148 248V247H150ZM219 246H220V244H219ZM133 249L135 250L136 248H133ZM218 249H220V248H218ZM218 249L217 250L214 249V250L218 251ZM137 252H135V253H137ZM149 253H152V255ZM138 254H140V253H138ZM147 254H149V255L146 257ZM134 255H136V254H134ZM207 255H209V254H207ZM253 262L256 264H264V261H261L262 263L252 261V264H254ZM137 264H139V263H137ZM141 264H143V263H141Z\"/></svg>",
  "mask_w": 264,
  "mask_h": 264
}]
</instances>
